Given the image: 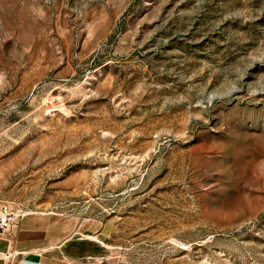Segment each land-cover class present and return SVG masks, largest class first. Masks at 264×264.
<instances>
[{"label": "rangeland", "instance_id": "374dc122", "mask_svg": "<svg viewBox=\"0 0 264 264\" xmlns=\"http://www.w3.org/2000/svg\"><path fill=\"white\" fill-rule=\"evenodd\" d=\"M0 202L68 264H264V0H0Z\"/></svg>", "mask_w": 264, "mask_h": 264}, {"label": "crops", "instance_id": "0c3cea01", "mask_svg": "<svg viewBox=\"0 0 264 264\" xmlns=\"http://www.w3.org/2000/svg\"><path fill=\"white\" fill-rule=\"evenodd\" d=\"M48 219L39 215L18 216L7 238H0V264H68L53 248L52 239L46 237Z\"/></svg>", "mask_w": 264, "mask_h": 264}, {"label": "built area", "instance_id": "2783aa9c", "mask_svg": "<svg viewBox=\"0 0 264 264\" xmlns=\"http://www.w3.org/2000/svg\"><path fill=\"white\" fill-rule=\"evenodd\" d=\"M23 211L13 208L7 202H0V232H9L16 217Z\"/></svg>", "mask_w": 264, "mask_h": 264}]
</instances>
